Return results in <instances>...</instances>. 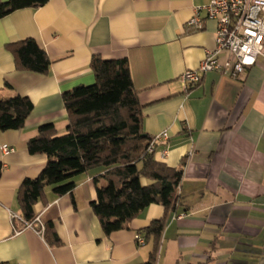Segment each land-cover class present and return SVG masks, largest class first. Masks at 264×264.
<instances>
[{
	"label": "crops",
	"instance_id": "crops-1",
	"mask_svg": "<svg viewBox=\"0 0 264 264\" xmlns=\"http://www.w3.org/2000/svg\"><path fill=\"white\" fill-rule=\"evenodd\" d=\"M207 2L48 0L0 18V97L21 95L32 102L22 128L0 131V264H143L148 259L153 239L146 240L141 230L159 219L163 208L150 204L127 228L105 234L90 205L95 179L103 182L101 167L75 175L71 194L56 195L46 187L45 200L34 206L43 234L22 228L12 217L20 215L19 184L35 178L47 161L45 154L29 153L27 141L44 123L64 133L61 95L94 82L92 55L127 60L143 131L168 133L155 157L183 169L156 264H264V60L258 57L237 79L208 71L187 90L179 80L215 46L214 19L203 20L200 29L187 25L194 7ZM25 38L46 52L47 73L16 69L6 45ZM3 145L11 150L3 153Z\"/></svg>",
	"mask_w": 264,
	"mask_h": 264
},
{
	"label": "trees",
	"instance_id": "trees-1",
	"mask_svg": "<svg viewBox=\"0 0 264 264\" xmlns=\"http://www.w3.org/2000/svg\"><path fill=\"white\" fill-rule=\"evenodd\" d=\"M47 1L0 0V18ZM6 48L14 56L16 69L47 73L50 59L34 39L9 43ZM89 67L94 82L79 84L61 95L67 121L64 133L57 134L53 124L44 123L27 141L28 152L45 154L47 161L35 178H24L17 188L20 216L24 220L35 216L34 206L45 200L46 187L56 195L71 194L75 175L101 167L103 182L98 184L95 179L96 199L90 205L105 234L127 228L150 204L163 208V215L141 230L146 240L153 239L143 264H156L167 216L178 203L183 169L148 152L151 136L142 129V107L127 60L92 55ZM31 110L27 96L0 97V131L22 128Z\"/></svg>",
	"mask_w": 264,
	"mask_h": 264
},
{
	"label": "built area",
	"instance_id": "built-area-1",
	"mask_svg": "<svg viewBox=\"0 0 264 264\" xmlns=\"http://www.w3.org/2000/svg\"><path fill=\"white\" fill-rule=\"evenodd\" d=\"M207 18L214 19L217 24L215 46L206 51L196 68L180 74L179 80L184 90L197 84L205 72L217 71L237 79L255 64L258 57L264 60V0H208L206 4L194 7L187 25L192 29H200ZM221 53L225 54L222 62L219 59ZM167 139L166 130L151 136L148 152L155 154L157 144ZM10 150L8 146H2L3 153ZM165 152L163 149L161 156ZM12 217L22 222V228L43 234L44 224L38 216L30 220H24L17 214H12ZM34 223L38 224L37 228ZM135 239L141 244L144 242L138 234Z\"/></svg>",
	"mask_w": 264,
	"mask_h": 264
}]
</instances>
